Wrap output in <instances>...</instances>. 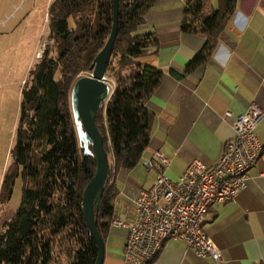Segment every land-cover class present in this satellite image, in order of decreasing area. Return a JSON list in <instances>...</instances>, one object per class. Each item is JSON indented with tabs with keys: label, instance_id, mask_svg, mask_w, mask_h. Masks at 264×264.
Masks as SVG:
<instances>
[{
	"label": "trees",
	"instance_id": "obj_1",
	"mask_svg": "<svg viewBox=\"0 0 264 264\" xmlns=\"http://www.w3.org/2000/svg\"><path fill=\"white\" fill-rule=\"evenodd\" d=\"M157 0H119L118 32L106 73L114 87L95 123L110 164L104 194L95 213L102 239L108 233L117 190L112 175L133 169L150 141L154 114L147 103L160 87L162 73L138 61L157 46L153 33H142L144 16ZM186 0L181 30L206 38L186 68L203 65L232 16L237 0ZM52 46L29 70L22 86L10 150L11 163L0 187V206L20 175L21 203L0 232V264H95L97 246L89 235L81 207L95 160L77 138L70 91L90 74L112 24L111 0H51L47 11ZM91 150V147H89Z\"/></svg>",
	"mask_w": 264,
	"mask_h": 264
},
{
	"label": "crops",
	"instance_id": "obj_2",
	"mask_svg": "<svg viewBox=\"0 0 264 264\" xmlns=\"http://www.w3.org/2000/svg\"><path fill=\"white\" fill-rule=\"evenodd\" d=\"M210 5L215 9L219 2L210 0ZM185 7L186 0H157L144 16L141 31L155 34L157 46L138 61L159 70L162 82L147 103L154 122L139 163L111 177L117 190L112 219L135 220V200L157 175L142 161L161 153L168 159L165 175L174 181L194 160L213 166L235 135L234 119L256 103L263 111L256 130L261 156L234 200L210 208L204 230L219 249L221 264H264V0H237L212 55L191 72L186 68L206 38L182 32ZM126 237V230L110 223L102 264H124ZM152 264L213 263L170 239Z\"/></svg>",
	"mask_w": 264,
	"mask_h": 264
},
{
	"label": "built area",
	"instance_id": "obj_3",
	"mask_svg": "<svg viewBox=\"0 0 264 264\" xmlns=\"http://www.w3.org/2000/svg\"><path fill=\"white\" fill-rule=\"evenodd\" d=\"M19 9L21 6H16L0 27L14 19ZM262 116L260 107L250 104L232 122L235 135L225 143L221 159L211 167L194 160L178 180L165 175L168 159L161 153L142 161L146 170L153 169L157 175L150 189L141 191L135 200V220L110 221L112 226L127 231L124 264H152L170 239L183 241L197 257L222 263L221 253L205 233L204 225L212 206L234 200L246 187L247 172L262 153L256 134Z\"/></svg>",
	"mask_w": 264,
	"mask_h": 264
},
{
	"label": "rangeland",
	"instance_id": "obj_4",
	"mask_svg": "<svg viewBox=\"0 0 264 264\" xmlns=\"http://www.w3.org/2000/svg\"><path fill=\"white\" fill-rule=\"evenodd\" d=\"M50 1L0 0V24L16 6H21L15 18L7 21L4 28L0 27V187L11 163L10 150L14 141L22 86L42 52L52 46L48 38L47 16ZM105 77L113 86L112 77L108 73H105ZM23 187L24 181L18 175L9 201L0 206V232L18 209Z\"/></svg>",
	"mask_w": 264,
	"mask_h": 264
},
{
	"label": "water",
	"instance_id": "obj_5",
	"mask_svg": "<svg viewBox=\"0 0 264 264\" xmlns=\"http://www.w3.org/2000/svg\"><path fill=\"white\" fill-rule=\"evenodd\" d=\"M111 1L112 24L105 45L90 65L91 73L78 77L70 91L71 112L78 141L85 155H92L95 160L94 175L83 190L81 202L85 225L97 246L95 264H102L104 259V241L97 228L95 213L110 173L103 137L96 126L95 118L101 105L111 95V85L106 81L105 73L118 32L119 0Z\"/></svg>",
	"mask_w": 264,
	"mask_h": 264
}]
</instances>
